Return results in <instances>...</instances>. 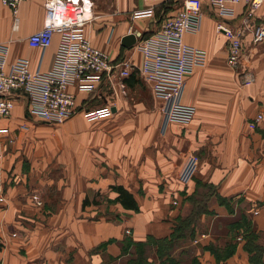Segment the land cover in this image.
Here are the masks:
<instances>
[{"label":"crops","instance_id":"0c3cea01","mask_svg":"<svg viewBox=\"0 0 264 264\" xmlns=\"http://www.w3.org/2000/svg\"><path fill=\"white\" fill-rule=\"evenodd\" d=\"M85 1L92 3L96 18L84 31L91 45L107 54L111 64L129 60L140 66L142 55L136 44L126 49L121 39L135 33L138 42L157 30L152 20H131L133 12L147 6L141 0ZM43 4L44 0H23L15 30L11 11L0 1V44L8 45L9 64L26 59L32 71L52 68L59 36L54 35L45 50L27 43L45 23ZM176 7L157 4L155 14L171 16ZM262 7L264 16V3ZM242 9L243 4L236 12ZM257 20L262 21L260 16ZM214 23V16L205 10L200 31L184 37L186 44L204 50L207 59L203 68L186 77L181 96L183 104L195 108L194 118L188 124L172 123L159 112L143 119L141 149L131 141L125 169L109 157L87 155L82 149L63 151L58 172L50 171L57 170L58 163L51 167L45 163L47 173L22 174L17 162L20 151L40 119L28 114L24 95L16 97L11 116L0 118V130H5L0 133V187L5 200L0 203V264H120L132 246L149 238H170L179 220L197 211L195 236H206L194 247L199 264H255L244 247L253 234L254 244L264 249V54L252 49L243 57L241 67L252 70L255 83L239 86L225 63L226 39L214 33ZM250 41L247 33L243 48ZM123 82L126 94L143 84L136 72ZM111 84L104 81L92 95L74 87L69 91L82 109L116 104L114 116L120 92L116 78ZM259 113L263 120L249 130L247 124ZM111 186L127 190L138 211L117 203ZM29 193L45 196L44 207L35 206ZM101 194L107 200H99ZM243 218L247 224L232 230ZM236 236L240 242L223 261L205 248L209 244L223 248Z\"/></svg>","mask_w":264,"mask_h":264},{"label":"built area","instance_id":"2783aa9c","mask_svg":"<svg viewBox=\"0 0 264 264\" xmlns=\"http://www.w3.org/2000/svg\"><path fill=\"white\" fill-rule=\"evenodd\" d=\"M0 1L11 11L16 30L18 7L23 0ZM141 1L146 9L133 12L131 20H152L158 28L136 43L142 55L140 66L136 67L129 60L111 64L107 54L91 45L84 31L96 19L91 14L92 3L85 0H44L45 23L41 30L28 37L27 43L31 48L45 50L50 47L54 35H58L52 68L45 72L32 71L26 59L9 64L8 45L0 44V118L10 117L16 97L24 95L28 114L46 124H61L77 114L87 123L99 121L111 116L116 104L95 109L79 108L69 88L92 95L104 81L111 84L116 78L120 94L125 95L123 80L136 72L139 79L148 85L153 97L162 103L165 118L172 123L188 124L194 118L195 108L181 102L186 77L195 69L203 68L207 59L204 50L186 44L184 37L200 31L205 10L215 18L214 33L226 39V65L230 69L240 65L247 33L254 44L264 41V23L255 24V13L263 0ZM163 3L176 5L175 13L171 16L156 15L155 6ZM87 4L89 17L86 16ZM241 4L243 9L237 13L236 7ZM238 17L239 23L233 25L232 21ZM239 82L247 87L254 83V77L251 73L243 74ZM262 120L261 114L256 115L248 123V128L254 130ZM3 132L5 130H0ZM193 161L198 159L194 157Z\"/></svg>","mask_w":264,"mask_h":264},{"label":"rangeland","instance_id":"374dc122","mask_svg":"<svg viewBox=\"0 0 264 264\" xmlns=\"http://www.w3.org/2000/svg\"><path fill=\"white\" fill-rule=\"evenodd\" d=\"M263 3L264 0L261 7ZM261 7L255 13L256 25L264 23V16H262L263 7ZM241 11L242 10H240V12ZM258 16L262 19L260 23H258L259 20H257ZM250 42L251 45L249 47L245 46V48L242 49L240 65L234 70L230 69L228 66L227 67L234 72V75L237 76L238 79L243 74L251 73L254 77L255 83V75L252 70L248 69L247 66L246 68H242L241 64L244 61L243 57L252 49H257L258 54H264V42L261 44H254L252 41ZM141 82L143 83L142 86L136 88L132 93L119 95V104L117 105V112L114 116L105 117L92 123H87L80 114L72 116L65 122L57 125H49L41 120L38 121L35 125L36 127H34L35 131H33V133L31 132V135L29 134L26 137L28 141L27 147L20 151L21 155L17 161L19 162V171L22 174L36 172L47 173L45 170L46 164L48 167H51L58 163L59 168L57 170H50L51 173L58 172L61 167L60 157H62L63 151L76 153L78 150L82 149L86 150L87 155H93L95 153L104 158L109 157L114 165L118 164L125 169V160H128V158L131 157V141L133 140L136 143L135 146H138L137 150L141 149V124L143 119H147L149 115H153V113H161L163 107L160 101L157 99L155 100L154 97V99L152 98L150 95V88V92L147 89L148 85L146 86L143 81ZM239 86L244 87L240 82ZM100 107H102V105L97 108ZM157 133H155L156 136H158ZM63 146L69 147L68 149H65ZM126 153H129V155L127 156ZM69 156L71 157V154H69ZM98 196L99 200L103 201V198L107 200L104 194ZM28 198L31 199L30 201L35 206L39 208L44 207L45 196H37L35 193H29ZM4 201V195L0 187V203H3ZM187 214L190 216L193 213ZM126 233H128V231H126ZM198 235H194L192 239L187 235L186 241L181 242L177 248H175L174 252L170 251L168 246L158 242H152L146 245V247L133 246L128 256L122 259L120 264H169V262L174 264H195L194 260L196 259H194V247L198 245L200 239L206 237L203 234ZM202 235L204 236L203 238H201ZM240 240V237L236 236L232 243L237 244ZM195 241H197V243H194ZM161 249H163V251L159 254V250Z\"/></svg>","mask_w":264,"mask_h":264},{"label":"trees","instance_id":"16d2710c","mask_svg":"<svg viewBox=\"0 0 264 264\" xmlns=\"http://www.w3.org/2000/svg\"><path fill=\"white\" fill-rule=\"evenodd\" d=\"M144 35L143 37L148 36ZM110 189L117 194V197L115 201L119 203L124 209L126 210H133V211H138L137 204L133 198V196L125 190L122 186H111ZM86 203V201H85ZM190 216H186L182 219L179 220L178 224L175 226L173 230V234L171 235L170 238L164 239V240H156L154 238H149L146 243L144 244H137L134 246L137 247H146V245L152 243V242H158L162 243L165 246H168L170 251L175 250L177 246L181 243L186 241V236H190L189 238L192 239L196 233L197 229V215L200 213V211L197 212H191ZM247 224V221L243 218L241 223L238 225H233L232 230L234 229L235 231L242 229L243 226ZM188 230V231H187ZM254 235L249 234L247 236V243L245 244V251L248 252L249 254L252 255L251 257V262L255 264H260L262 262V256L264 254V249L257 245L254 244ZM233 242V241H232ZM226 243V245L222 248L217 247L215 245L209 244L207 247H205L211 254L214 255V257L217 259V261H223L229 256H231L235 249H236V243ZM133 247V246H132ZM2 249V244L0 243V250ZM163 249L159 250V254H161ZM169 255V254H168ZM166 255V256H168ZM195 264H199L198 259L196 256H194ZM169 264H174L172 262H169Z\"/></svg>","mask_w":264,"mask_h":264},{"label":"water","instance_id":"95a60500","mask_svg":"<svg viewBox=\"0 0 264 264\" xmlns=\"http://www.w3.org/2000/svg\"><path fill=\"white\" fill-rule=\"evenodd\" d=\"M139 35L138 34H135V33H129L127 35H125L124 37H122L121 39V45L122 47L124 48H130V47H133L136 42H137V37ZM112 112L114 113L115 112V109L112 108Z\"/></svg>","mask_w":264,"mask_h":264},{"label":"bare ground","instance_id":"6f19581e","mask_svg":"<svg viewBox=\"0 0 264 264\" xmlns=\"http://www.w3.org/2000/svg\"><path fill=\"white\" fill-rule=\"evenodd\" d=\"M86 16L89 17V11L88 12L86 11Z\"/></svg>","mask_w":264,"mask_h":264}]
</instances>
